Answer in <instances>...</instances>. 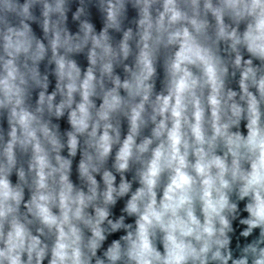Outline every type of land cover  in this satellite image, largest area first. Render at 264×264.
<instances>
[{
  "label": "water",
  "instance_id": "1",
  "mask_svg": "<svg viewBox=\"0 0 264 264\" xmlns=\"http://www.w3.org/2000/svg\"><path fill=\"white\" fill-rule=\"evenodd\" d=\"M0 264H264V0H0Z\"/></svg>",
  "mask_w": 264,
  "mask_h": 264
}]
</instances>
